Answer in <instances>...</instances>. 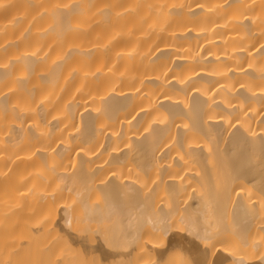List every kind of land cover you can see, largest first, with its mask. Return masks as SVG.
I'll return each instance as SVG.
<instances>
[{
    "label": "bare ground",
    "instance_id": "obj_1",
    "mask_svg": "<svg viewBox=\"0 0 264 264\" xmlns=\"http://www.w3.org/2000/svg\"><path fill=\"white\" fill-rule=\"evenodd\" d=\"M186 257L264 264V0H0V264Z\"/></svg>",
    "mask_w": 264,
    "mask_h": 264
},
{
    "label": "rangeland",
    "instance_id": "obj_2",
    "mask_svg": "<svg viewBox=\"0 0 264 264\" xmlns=\"http://www.w3.org/2000/svg\"><path fill=\"white\" fill-rule=\"evenodd\" d=\"M185 258V257H184ZM189 258V257H188ZM187 257H186V259H188ZM186 259H184L185 260V264L186 263H188L189 262V264L191 263V260L193 259L192 257H190V259H188L189 261H187ZM193 262V261H192ZM191 264H195L194 262L193 263H191Z\"/></svg>",
    "mask_w": 264,
    "mask_h": 264
}]
</instances>
